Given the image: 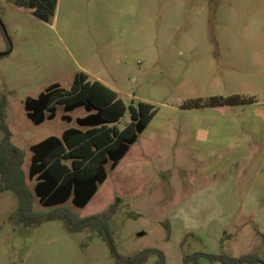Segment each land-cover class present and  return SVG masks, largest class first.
Segmentation results:
<instances>
[{
	"label": "rangeland",
	"instance_id": "obj_1",
	"mask_svg": "<svg viewBox=\"0 0 264 264\" xmlns=\"http://www.w3.org/2000/svg\"><path fill=\"white\" fill-rule=\"evenodd\" d=\"M28 3L0 0V103L25 172L30 144L86 112L79 106L67 121L58 104L54 118L34 124L24 100L53 82L69 88L83 70L125 103L157 108L86 205L44 207L35 196L33 209L85 217L118 195L108 222L123 257L146 248L164 264H220L207 255L219 252L264 257V0H56L49 21ZM232 94L252 101L183 106ZM128 121L127 111L116 125ZM66 212L20 221L13 192L1 191L0 264H121L95 230L70 231ZM158 259L149 253L140 264Z\"/></svg>",
	"mask_w": 264,
	"mask_h": 264
},
{
	"label": "trees",
	"instance_id": "obj_2",
	"mask_svg": "<svg viewBox=\"0 0 264 264\" xmlns=\"http://www.w3.org/2000/svg\"><path fill=\"white\" fill-rule=\"evenodd\" d=\"M56 0L47 6L41 0H29L28 6L39 19L49 21L54 15ZM251 98L239 94L228 96L212 95L207 98L188 99L184 107L236 105ZM0 128L4 135L0 141V192L10 190L17 199L20 221L36 223L63 215L53 209L51 212H36L33 198L36 196L44 207L57 206L68 199L78 207L88 203L101 184L107 178V164L115 168L157 112L154 104L139 100L136 105L127 104L119 93L98 79H91L89 74L79 70L74 74L69 88L58 82L47 85L36 96H27L24 110L27 117L39 124L56 115L57 105L61 104L64 112L61 118L72 120L70 111L83 106L85 114L75 117L76 126H68L58 135H48L30 144L31 151L27 172L23 169L24 152L11 141V132L3 119V103H0ZM129 112V121L118 127L116 123ZM27 178L34 180L32 190ZM120 196L102 212L79 217L72 216L65 220L70 231L90 227L108 244L112 255L121 264H140L149 253L157 252V264H164V255L156 249L146 248L133 256L123 257L116 251L109 219L116 212ZM60 212L61 214H57ZM28 217H26V216ZM220 264H264V257L247 252L239 256L223 252L207 254Z\"/></svg>",
	"mask_w": 264,
	"mask_h": 264
},
{
	"label": "crops",
	"instance_id": "obj_3",
	"mask_svg": "<svg viewBox=\"0 0 264 264\" xmlns=\"http://www.w3.org/2000/svg\"><path fill=\"white\" fill-rule=\"evenodd\" d=\"M93 79H96V78H93ZM98 80H99V79H98ZM100 81H102V80H100ZM102 82H103V81H102ZM104 83H105V82H104ZM105 84H106V83H105ZM107 85H108V84H107ZM108 86H110V85H108ZM110 87H111V86H110ZM113 89H114V88H113ZM129 148H130V147H129ZM126 153H127V152H126ZM125 155H126V154H125ZM125 155H124V156H125ZM124 156H123V157H124ZM123 157H122V158H123ZM122 158H121V159H122ZM121 159H120V160H121ZM118 163H119V162H118ZM117 165H118V164H117Z\"/></svg>",
	"mask_w": 264,
	"mask_h": 264
}]
</instances>
